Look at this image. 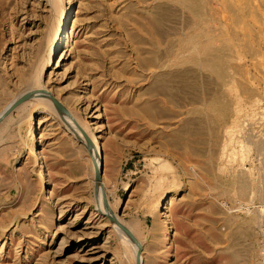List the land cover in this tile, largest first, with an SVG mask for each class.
Wrapping results in <instances>:
<instances>
[{"label": "rangeland", "instance_id": "obj_1", "mask_svg": "<svg viewBox=\"0 0 264 264\" xmlns=\"http://www.w3.org/2000/svg\"><path fill=\"white\" fill-rule=\"evenodd\" d=\"M37 87L142 264H264V0H0V116ZM85 141L35 99L2 120L0 264H136Z\"/></svg>", "mask_w": 264, "mask_h": 264}, {"label": "bare ground", "instance_id": "obj_2", "mask_svg": "<svg viewBox=\"0 0 264 264\" xmlns=\"http://www.w3.org/2000/svg\"><path fill=\"white\" fill-rule=\"evenodd\" d=\"M65 26H66V18L63 17L62 19H60L57 22L53 34L52 35L50 34L51 37H50L49 42L47 44L46 55L44 56V59L42 57V59L44 61H43V65H42L41 70H40V77H43L44 72L46 70L50 69V67L54 64V59H55L56 52H57L58 48L60 47V44L62 42L61 39H62V37L64 35V32H65ZM39 87H40V85H39ZM39 87H37V89ZM41 88H39V91L36 89L37 90V93L36 94H38L40 96H42L44 94V93H42L43 91L41 92V90H42ZM38 98H40L41 100L38 99ZM38 98H35V100L38 101L40 104H43L44 106L45 105L46 106H49V107L54 108V109L57 108L56 106H54L52 104L45 103L46 102L45 101L46 98H42V97H38ZM63 119L68 123V125L70 127H72L73 129H75L79 133V135L81 136V138L83 140H86V138H85L84 134L82 133V131L80 130L79 126H77V124H75L74 122H72L71 119L68 116H66V114H63ZM86 141H85V143H86ZM92 145L93 146L91 148V155H92V158H93V165L95 167L94 168L95 171H98L99 169H101V166L103 164L102 163L103 157H102V154H101V151H100L98 142L96 140H94V143L92 142ZM97 202H98V206H99L100 210L101 209H104V210L99 211V214L102 217H105L106 215H107L106 216L107 218H109L110 216L115 217L114 213L112 211H109V208H107L105 206L106 204H105L104 195H103V184H102V180L98 181ZM118 222H119V224H117L116 222L112 221V223L114 224V226L122 233V235H124L127 239H129L132 242V244L136 247V249L139 252L138 245L134 242V240L130 237V235L127 232L129 230L122 223H120V221H118ZM129 229L131 230V232H134L133 228H129ZM93 249L96 251L95 248H93ZM95 251H94V253H96ZM137 257H138V255H137ZM141 264H142V258H141Z\"/></svg>", "mask_w": 264, "mask_h": 264}, {"label": "water", "instance_id": "obj_3", "mask_svg": "<svg viewBox=\"0 0 264 264\" xmlns=\"http://www.w3.org/2000/svg\"><path fill=\"white\" fill-rule=\"evenodd\" d=\"M38 97H42V98H49L51 99L58 107V109L66 115H71L70 111L65 107V105L58 100L55 96H53L52 94L48 93L45 95H38L36 94L35 91H29L26 92L25 94H23L22 96H20L19 98H17L6 110L5 112L0 116V123L2 122V120H4L10 113H12L18 106H20L21 104L25 103L28 100L31 99H35ZM79 126V125H78ZM80 130L82 131V133L84 134L86 140H87V147L91 152V148H92V139L91 137L88 135V133L81 127L79 126ZM96 180L100 181L102 179V168L99 169L98 171H96ZM103 195H104V200H105V206L107 208L109 207V200H108V196L106 194V191L103 187ZM111 221L116 222L117 224H119V222L112 216L109 217ZM128 234L130 235V237L134 240V242L138 245L139 247V252H138V257L136 259V264H141V258H142V244L140 243V241L129 231H127Z\"/></svg>", "mask_w": 264, "mask_h": 264}, {"label": "crops", "instance_id": "obj_4", "mask_svg": "<svg viewBox=\"0 0 264 264\" xmlns=\"http://www.w3.org/2000/svg\"><path fill=\"white\" fill-rule=\"evenodd\" d=\"M215 70H216V73H218V74H220V75L223 74V68H222V65H219V64L216 65Z\"/></svg>", "mask_w": 264, "mask_h": 264}]
</instances>
